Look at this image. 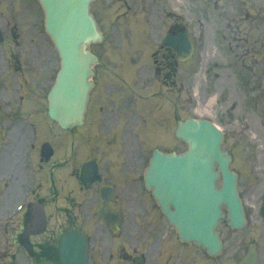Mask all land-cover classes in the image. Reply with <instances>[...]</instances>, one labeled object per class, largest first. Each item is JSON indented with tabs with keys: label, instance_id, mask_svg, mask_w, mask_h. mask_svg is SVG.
I'll return each mask as SVG.
<instances>
[{
	"label": "flooded vegetation",
	"instance_id": "obj_1",
	"mask_svg": "<svg viewBox=\"0 0 264 264\" xmlns=\"http://www.w3.org/2000/svg\"><path fill=\"white\" fill-rule=\"evenodd\" d=\"M238 18L243 22H247L254 20L255 17L250 15L243 17L242 12H220L218 16L220 27L216 34L218 44L216 47L209 46L213 53H210L207 47L205 49L208 55L205 60L207 69L219 68L221 75L208 76L203 93H208L210 89L216 86L221 88L222 98L230 102V109L219 108L217 110L218 115L224 121L226 127L232 131L242 127L241 118L237 117L240 116L241 112H246L248 115L251 111L257 112L259 110L257 106L249 107L257 103L258 100H262V97H258L257 94L253 96L254 92H250L251 97L249 98L248 91H252L258 84L264 83V60H260V58H264V34L262 29L240 27L237 22ZM188 28L191 34L193 28L190 24H188ZM191 37L193 38V34ZM170 51L173 52L171 53V58L176 59V52L174 50ZM196 52H199L197 45ZM244 69L253 74H245ZM246 88H248L247 92L243 90ZM123 97L125 100L106 104L105 108L102 107L100 102L95 106V114L96 119L110 133L119 134V130L122 128L121 132L125 137L130 122L128 92L123 93ZM173 106L175 108L173 117L176 119L177 105L175 101ZM225 111H228L229 117L224 116ZM250 121L252 123V119ZM123 143V146H125L127 141ZM229 146L232 148L230 143ZM112 147L111 140L104 133L100 139L95 140L94 146L90 149L93 155L101 157L98 161L102 170L103 181L100 184H95L92 187V191L84 198H82L83 187L79 179V173L82 168L79 141H76L72 146L74 155L57 163L59 166L50 174L51 177L48 174L46 180L50 182L51 189L54 190L53 195L62 197V203L58 206L60 212H66L62 225L65 224V226L70 227L81 224L83 217L86 215L97 220V212L104 203L101 190L103 187L111 186L118 198L114 210L121 211L124 216L125 226L122 224L119 230L124 231L123 235H128L127 218H129V212L127 207H129V204L139 205V200L136 198L137 187L134 186L135 172L130 162H128L130 156L127 151H122L121 153V161L127 162L126 165L118 161L115 163ZM258 148L259 146L255 148L256 154L259 152ZM51 160L52 158L45 159L40 156V163L37 166L35 164L31 165L30 171L33 176L37 172L42 173L45 171V164L48 165ZM260 166H264V157L259 162ZM37 185H40L38 188H44L46 181L37 183ZM38 188L35 187L34 192H37ZM138 191L140 192V190ZM99 223L103 224V221L99 220ZM104 225L105 231L110 234V228L105 223Z\"/></svg>",
	"mask_w": 264,
	"mask_h": 264
},
{
	"label": "water",
	"instance_id": "obj_2",
	"mask_svg": "<svg viewBox=\"0 0 264 264\" xmlns=\"http://www.w3.org/2000/svg\"><path fill=\"white\" fill-rule=\"evenodd\" d=\"M45 2L47 8L48 30L58 39V46L63 53V66L59 75V88L55 91L50 101L51 115L54 118H60L61 113H64L66 116L74 119L78 113L71 111V106L73 105L67 99L68 97L63 100L62 93L65 92L68 94L75 88L78 89L77 95L80 96L81 99L75 95V100L76 103H80V105H82L83 111V101L89 87L88 78L92 74L91 64L94 59L88 51V45L98 36L96 25L93 19H91L86 12L87 1L85 0H45ZM72 39L77 41L75 42ZM62 80H65L63 85L61 84ZM84 91L85 96L83 95ZM62 102H65L66 107L70 110L63 112V106H61ZM81 114L83 113L81 112ZM182 136L186 138V133H182ZM181 173L182 171H180V174ZM158 175V183L160 185H162V183L164 185L168 184V186H161L162 191L165 192L166 195L164 197H160L158 187L154 183H150L148 181V187H156L154 195L162 206V209L165 210L167 214L171 216L174 214L176 216L174 217V220L178 224L177 229L181 237L183 236V240L194 239V241L196 240V243L198 244L205 243L209 240V242H207V244H209L207 247L209 249L208 252L210 254H212V252L214 254H217V251L220 252L218 248L221 242L219 241V234L215 232V227L223 215L221 208L216 210L219 194H213L212 190L209 189L207 195L203 196L206 206V211L203 210L205 214L200 211L199 213H196L197 218L182 217L181 213L188 211L194 212L195 209L189 206L187 200L185 201L180 190L176 191V197L171 192L170 189L175 186L174 182L178 180V177H176L177 175L170 173L169 169L160 170ZM169 182H172V184ZM224 193V197L227 198V201L233 210V216L236 218L233 219V222L235 224L239 223L241 221V217L243 218V216L240 214V209L236 207V202L233 201L236 194L229 190H225ZM214 197L216 198L215 201ZM168 203L169 205L165 207L164 204ZM171 206H174L175 210H172ZM216 245H218V247L214 249ZM80 251H82V249H79V247L76 246L75 250H73V255L71 256L72 259H69L67 264H86V257L85 255L80 256ZM242 264H258L255 252L251 251Z\"/></svg>",
	"mask_w": 264,
	"mask_h": 264
},
{
	"label": "rangeland",
	"instance_id": "obj_3",
	"mask_svg": "<svg viewBox=\"0 0 264 264\" xmlns=\"http://www.w3.org/2000/svg\"><path fill=\"white\" fill-rule=\"evenodd\" d=\"M155 2H157V1H155ZM101 3H103L104 7H105L103 10V14L107 15L110 9L108 8V5L105 4L103 1H101ZM133 3H134V5H133ZM133 3H132V8H133L132 10L134 12L142 11L141 10V8H142L141 0L139 2L136 0V2H133ZM160 4H162L161 1H160ZM2 5H4V6H2V8L0 7V11H2L4 7H7V4H2ZM18 9H20V8L17 5V10ZM24 18H25V21L28 22V24L25 23V26H23L19 21L15 20V19H12L10 21L7 29L11 35L13 33L12 27H13L14 22L18 23L20 29L22 28V32H24L27 28L34 29L35 31L41 30V24H40L39 18L34 17L36 22L38 23L37 25L29 23L30 21L27 17H24ZM3 24H6V23L4 22V17L2 16V14H0V26ZM116 28H117V26L112 27L111 29H109V26L107 27V29H109V31H110V43L111 44L115 43L117 40L118 33H117ZM41 35H42V30H41ZM155 39L157 41L156 36H155ZM27 47H29V48H26L27 53L29 54L28 56H30L31 58H33L36 61H38V59L39 60L44 59L42 56L39 57L40 54L34 52L30 48L29 44H27ZM106 48H107V46H106ZM26 65H28V64L26 63ZM41 65H42V68L44 70L43 75L46 74V77H48V78L44 77V81H45V83H47L49 81V78L51 76V72H52L53 68L56 67V62L54 61L53 57H51V59L49 61H47V64H45V65L41 64ZM17 148H18V145L15 144V151L17 150ZM180 149H182V148H180ZM4 162H5V157L2 156L0 159V163L3 164ZM7 203H8V199H7ZM251 203L254 205L258 203L257 196H256L255 201L253 199L251 201ZM5 213L6 212H3L2 210H0V215H5ZM255 215H256L255 213H252V216L250 214L251 220H252V223L250 224L251 228L248 231H246L245 233H243V238L245 239V242H246V240H249L250 236L254 237V239L257 242V244L260 248V251H261V256H262V262L261 263L264 264V225L261 223L260 224L258 223L259 221L261 222V220L258 218V216L255 217ZM11 237L12 236L10 234L6 233V227H3L2 225H0V264H10L12 261H17V262H20L22 264H26V259L24 257H22L21 255L17 256V259L10 257V255L14 252V246L13 247H7L6 245L8 243L12 244ZM225 240H226V252H225V256L223 257L222 262H223V264H237V261H238L237 256L239 255L237 253V249L239 246H241L242 239L239 238V236H237V235H229L228 234L227 237L225 238ZM245 244H242V246ZM103 245L106 246V244H103ZM100 246H101V244L95 243V245L93 247V251H92L93 252V260L96 262V264H104V260H103L104 256H105L104 252H103L104 249H100ZM7 248H9V250H7ZM23 252L24 251H21L20 253H23ZM183 260H184V258H181V259H179V262L182 263ZM199 263H201V262H199ZM199 263H197V264H199ZM162 264H165V262Z\"/></svg>",
	"mask_w": 264,
	"mask_h": 264
}]
</instances>
